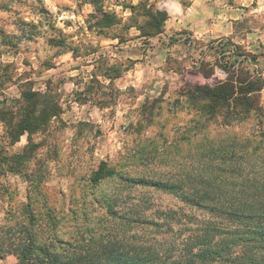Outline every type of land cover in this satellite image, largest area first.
Wrapping results in <instances>:
<instances>
[{
  "label": "rangeland",
  "instance_id": "rangeland-1",
  "mask_svg": "<svg viewBox=\"0 0 264 264\" xmlns=\"http://www.w3.org/2000/svg\"><path fill=\"white\" fill-rule=\"evenodd\" d=\"M143 1L102 0V9L116 15L112 26H107L97 20L99 13L87 0H0V108L15 109L25 89L47 92L61 107L47 129L32 134V157L22 164L13 157L28 143V134L13 142L7 125L0 121V236L5 237V245L8 238L20 237L24 227H31L41 242L54 249L60 245L78 250L80 232H85L82 244L88 241V233L94 239L103 235L125 243H159L164 234L150 226L114 221L107 211L109 204L131 219L143 216L156 221L169 209L179 215L204 216L168 192L131 186L117 177L93 185L90 177L102 160L127 177L177 172L175 162L145 160L143 147L148 150L147 144L154 143L157 153L168 150L172 158L174 151L184 159L190 156L193 142H181L176 149L162 144L174 140L176 128L195 116L182 102L174 106L179 94L197 84L221 82L227 74L220 66L225 64L231 69L244 67L264 79V47L248 48L225 38L195 41L187 35L180 37L185 44L173 46L178 37L172 34L163 40L173 53L165 57V76L146 83L145 91L143 85L124 86L115 78L133 67L134 61L115 55V48L103 47V35H117L123 42L128 24L135 27L133 33H141L139 27L152 30L143 26L149 22L148 9L154 7ZM254 6L256 16L251 15L243 28H264V0H255ZM139 41L140 46L150 43L147 36ZM203 65L213 68L211 76L197 72ZM102 75L112 81L106 84ZM155 99L160 100L159 112L151 126H143V105ZM261 103L264 106V88ZM244 123L230 130L245 135L255 130L253 118ZM17 262L9 251L0 259V264Z\"/></svg>",
  "mask_w": 264,
  "mask_h": 264
},
{
  "label": "trees",
  "instance_id": "trees-1",
  "mask_svg": "<svg viewBox=\"0 0 264 264\" xmlns=\"http://www.w3.org/2000/svg\"><path fill=\"white\" fill-rule=\"evenodd\" d=\"M87 3L99 13L98 21L107 26L113 24L116 15L102 9V0H87ZM146 16L149 22L143 28L152 27V30L146 32L147 29L139 27L142 35L162 32L166 13L151 8ZM220 67L227 74L224 80L213 85L197 84L193 90H183L176 99L174 106H181L182 102L195 116L176 128L174 140H163L162 144L176 149L181 142H193L190 156L184 159L174 151L172 158L168 150L157 153L154 143L147 144L148 150L143 147L145 160L160 158L170 165L175 162L174 166L179 167L177 172L127 177L102 160L90 177L93 185L117 177L131 186L168 192L204 216L183 211L179 215L178 211L169 209L156 221L143 216L131 219L109 204L107 211L114 221L150 226L164 234L160 244L125 243L116 236L104 239L103 235L94 239L93 233H88V241L82 244L85 232H80L78 250L62 249L60 245L54 249L50 243L41 242L31 227H24L20 237L8 238L7 245L5 237L0 236V259L9 251L16 256V264H264V106L261 103L264 79L238 65L235 69L226 64ZM197 72L209 77L213 68L206 69L203 65ZM105 74L109 75L107 70ZM159 101L155 99L143 105V126L152 125L159 112L156 104ZM17 102L15 109L0 108V121L7 125L13 142L25 132L28 134V143L13 157L22 164L32 157V134L47 129L51 119L60 115L61 107L49 93L27 89L21 92ZM251 118L256 122L254 131L245 135L230 130L232 125L245 124ZM189 166H192L190 170ZM54 241L63 243L55 237Z\"/></svg>",
  "mask_w": 264,
  "mask_h": 264
},
{
  "label": "crops",
  "instance_id": "crops-1",
  "mask_svg": "<svg viewBox=\"0 0 264 264\" xmlns=\"http://www.w3.org/2000/svg\"><path fill=\"white\" fill-rule=\"evenodd\" d=\"M133 1L136 2L137 0ZM254 1L147 0L148 5H152L155 10L166 13V18L163 20L162 32L148 36V40H150L149 44H144L143 42V45L140 46L139 40H142V37L143 39L146 38V36L139 33L138 30H135V33H133L135 27L131 24L123 28L128 32V38L123 42L119 40L117 35H103V47H108V49L109 47L115 48L117 51L115 55L122 54L123 60L131 59L134 61L133 67L131 66V68L125 70L121 76L115 79L119 83L124 84V86L129 84L136 89L140 85H143V90L145 91L147 90L146 83H151L155 78L164 77L163 63L165 62V57L173 53L170 51L172 46L164 43L165 41L163 42V40L172 34L178 37L173 46L176 45L175 43L184 41L180 39L182 35H187L195 41L222 40L225 38L226 40L230 39L236 44L245 45L248 48H255L256 44L264 47V28L251 26L243 28L244 23L251 22V15L256 16L255 13L258 9L254 6ZM123 14L122 16L125 21L127 18L125 14L127 13L123 12ZM105 29L108 30L109 27ZM133 34H136L138 37L134 39L130 38ZM188 42L186 43L188 44ZM182 44H185V42ZM139 47H143V50L139 49ZM135 53H141L140 57ZM99 77H103L106 84L112 81L111 78L104 75Z\"/></svg>",
  "mask_w": 264,
  "mask_h": 264
}]
</instances>
